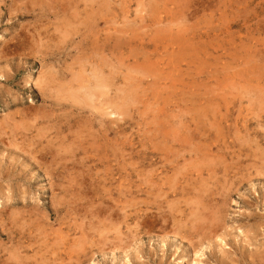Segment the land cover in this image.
<instances>
[{
    "label": "rangeland",
    "instance_id": "374dc122",
    "mask_svg": "<svg viewBox=\"0 0 264 264\" xmlns=\"http://www.w3.org/2000/svg\"><path fill=\"white\" fill-rule=\"evenodd\" d=\"M0 264H264V0H0Z\"/></svg>",
    "mask_w": 264,
    "mask_h": 264
},
{
    "label": "bare ground",
    "instance_id": "6f19581e",
    "mask_svg": "<svg viewBox=\"0 0 264 264\" xmlns=\"http://www.w3.org/2000/svg\"><path fill=\"white\" fill-rule=\"evenodd\" d=\"M48 2H49V1H48ZM69 2H70V1H69ZM21 3H22V2H21ZM112 6H113V5H112ZM112 6H111V7H112ZM74 8H75V7H74ZM11 10H12V9H11ZM142 11H143V10H142ZM67 13H68V12H67ZM78 13L80 14V11H79ZM37 14H38V13H37ZM37 14H36V15H37ZM85 18H86V17H85ZM12 19H13V18H12ZM89 19H90V18H89ZM86 20H87V19H86ZM96 21H97V20H96ZM105 21H106V20H105ZM85 22H86V21H85ZM128 22H129V21H128ZM87 23H88V22H87ZM87 23H86V25H87ZM91 25H92V24H91ZM87 26H88V25H87ZM87 28H89V27H87ZM176 30H177V29H176ZM181 30H182V29H181ZM66 31H67V30H66ZM86 31H87V30H86ZM93 31H94V30H93ZM86 35H87V34H86ZM154 35H155V34H154ZM100 36H101V35H100ZM34 37H35V36H34ZM64 37H65V36H64ZM133 37H134V36H133ZM39 39H40V38H39ZM104 39H105V37H104ZM96 40H97V39H96ZM119 40H120V39H119ZM119 40H118V41H119ZM116 42H117V41H116ZM39 43H40V42H39ZM170 47H171V46H170ZM82 50H83V49H82ZM176 50H177V49H176ZM136 55H137V54H136ZM37 56H39V55H37ZM114 58H115V57H114ZM132 63H133V62H132ZM124 64H125V63H124ZM92 70L96 71L95 69H92ZM140 70H141V68H140ZM94 71H93V72H94ZM97 71H98V70H97ZM108 72H109V71H108ZM148 73H149V72H148ZM95 74L97 75V73H95ZM166 74H167V73H166ZM182 74H183V73H182ZM100 75H101V74H100ZM96 77H98V76H96ZM99 77H100V76H99ZM99 77H98V78H99ZM93 79H94V78H93ZM101 79H102V77H101ZM88 80H89V79H88ZM88 80H87V81H88ZM95 80H96V79H95ZM97 81H98V80H97ZM105 81H106V80H105ZM100 82H101V81H100ZM102 83H103V82H102ZM106 83H107V82H106ZM95 86H96V85H95ZM75 87H76V86H75ZM75 87H74V88H75ZM106 87H108V86L106 85ZM74 88H73V89H74ZM75 89H76V88H75ZM75 89H74V90H75ZM91 89H92V88H91ZM91 89H90V90H91ZM259 89H260V88H259ZM69 90H70V89H69ZM69 90H68V91H69ZM74 90H73V91H74ZM96 90H97V89H95L94 91H96ZM204 90H205V89H204ZM97 91H99V90H97ZM70 92H71V91H70ZM77 93H78V89H77ZM83 94H84V93H83ZM73 95H74V94H73ZM85 95H86V94H85ZM100 95H101V94H100ZM75 96H76V95H75ZM120 96H121V95H120ZM76 97H77V96H76ZM118 97H119V96H118ZM118 97H117V99H118ZM117 99H116V100H117ZM120 99H121V98H120ZM92 100H93V99H92ZM110 100H111V99H110ZM118 101H119V100H118ZM84 102H85V100H84ZM111 102H113V101H111ZM88 103H90V101H89ZM214 103H215V102H214ZM228 103H230V102H228ZM108 104H109V103H108ZM108 104H107V105H108ZM112 104H114V103H112ZM107 105H106V106H107ZM114 105H115V104H114ZM227 105H228V104H227ZM82 106H83V105H82ZM204 106H205V105H204ZM208 106H209V105H208ZM217 106H218V105H217ZM110 107H111V105H110ZM113 107H114V106H113ZM177 107H178V105H177ZM177 107H176V108H177ZM212 107H213V106H212ZM115 108H117V107H115ZM118 108H119V107H118ZM118 108H117V109H118ZM110 109H111V108H110ZM112 109H113V108H112ZM103 110H105V109H103ZM114 110H116V109H114ZM212 110H213V108H212ZM109 111H111V110H108L107 112L109 113ZM105 112H106V111H105ZM186 113H187V111H186ZM113 114H114V111H113ZM115 114H116V112H115ZM109 115L111 116L112 114H108V116H109ZM116 115H117V114H116ZM113 116H114V115H113ZM207 116H208V115H207ZM115 117H116V116H115ZM112 118H113V117H112ZM121 119H122V118H121ZM121 119H120V120H121ZM206 120H208V119H206ZM85 123H86V122H85ZM210 124H211V123H210ZM204 125H205V124H204ZM186 126H187V125H186ZM78 127H79V126H78ZM82 128H83V127H82ZM187 129H188V128H186V130H187ZM96 130H97V129H96ZM192 130H193V129H192ZM198 133H199V132H198ZM81 134H82V132H81ZM196 134H197V133H196ZM73 136H74V135H73ZM74 139H75V138H74ZM183 140H184V139H183ZM245 143H246V142H245ZM73 144H74V142H73ZM33 145H34V144H33ZM262 151H263V150H262ZM255 152H256V151H255ZM52 154H53V153H52ZM210 156H211V155H210ZM218 156H219V155H218ZM66 158H67V157H66ZM54 165H55V164H54ZM240 165H241V164H240ZM165 175H166V174H165ZM167 177H168V176H167ZM103 231H104V230H103ZM100 232H101V231H100ZM100 236H101V235H100ZM45 259H46V257H45ZM60 263H61V262H60Z\"/></svg>",
    "mask_w": 264,
    "mask_h": 264
}]
</instances>
